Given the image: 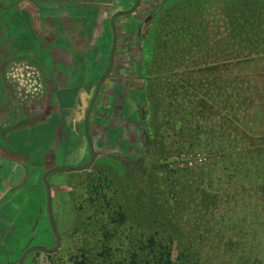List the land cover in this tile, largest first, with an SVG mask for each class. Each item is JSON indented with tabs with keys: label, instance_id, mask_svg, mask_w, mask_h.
<instances>
[{
	"label": "trees",
	"instance_id": "obj_1",
	"mask_svg": "<svg viewBox=\"0 0 264 264\" xmlns=\"http://www.w3.org/2000/svg\"><path fill=\"white\" fill-rule=\"evenodd\" d=\"M226 1L224 39L208 33L204 0L168 4L140 59L142 133L105 163L48 177L68 188L52 197L57 232L69 217L76 242L66 264H264V10ZM24 175L0 199L13 264L49 237L41 220L32 230L44 197Z\"/></svg>",
	"mask_w": 264,
	"mask_h": 264
},
{
	"label": "crops",
	"instance_id": "obj_2",
	"mask_svg": "<svg viewBox=\"0 0 264 264\" xmlns=\"http://www.w3.org/2000/svg\"><path fill=\"white\" fill-rule=\"evenodd\" d=\"M175 1L142 0L132 10L136 0H0V164L53 165L57 149L60 157H70L74 149L77 158L88 159L85 111L114 39L112 69L92 107L88 132L96 162H104L105 150L118 152V137L137 132L144 113L141 56L159 15ZM99 5L101 17H96L93 8ZM87 6L93 8L83 9ZM16 60L29 62L43 85V94L26 103L15 101L5 81ZM7 243V236L0 239V264L14 263Z\"/></svg>",
	"mask_w": 264,
	"mask_h": 264
},
{
	"label": "rangeland",
	"instance_id": "obj_3",
	"mask_svg": "<svg viewBox=\"0 0 264 264\" xmlns=\"http://www.w3.org/2000/svg\"><path fill=\"white\" fill-rule=\"evenodd\" d=\"M104 1V0H103ZM205 1V9L207 11V18L209 20V27H208V33L210 35H213L214 37H217L219 39H224L226 38V34H227V25H226V20H227V14H226V9L224 7L225 3H229L226 0H204ZM237 1V0H235ZM235 3H239V4H243V6L248 7V9H254L256 11H262L264 10V0H238ZM226 5V4H225ZM82 8V7H81ZM93 7L87 6V7H83V9L85 10H90ZM103 8V6L99 5V6H95L93 9H95V13L97 14L96 17H101V9ZM99 14H98V13ZM81 14H85L84 11ZM28 35L30 36V40H31V47L35 46V40L33 39V34L29 31ZM213 42V40H211ZM220 47V45H219ZM15 127H13L14 129ZM135 132H130V137L129 139H134V137L136 136L138 138L139 133H135ZM134 135V136H133ZM1 147H3V145L1 144ZM9 147L6 148L7 151H9ZM38 152V151H37ZM36 152V153H37ZM69 152L72 154L70 157H60V153L61 151L59 149L56 150L57 153V159L55 161L54 166L57 167H63V168H76V167H82L84 166L85 160H81L79 158H77L74 153L76 152V150L74 149H70ZM38 158V157H37ZM45 169L50 168V166H45L43 167ZM32 169H34L36 178L38 180V185L40 188H43L42 183H41V176L42 174H39V169L36 166H30V165H19V166H6V165H1L0 164V187L2 189H0L1 193H4L5 195H9L12 194V190L8 189V187H11V185H14V188H17V184L18 182H21V179L23 178V171H31ZM7 171H12L11 172V176H7ZM77 173H81V172H77ZM77 173H68V174H59L61 177H68L71 175H75ZM6 174V176H5ZM5 177L6 180H3ZM10 180V181H9ZM55 183L58 182V180H54ZM16 186V187H15ZM59 189L63 190V189H68L66 186L65 182H62L59 185ZM22 197H16L14 198V202L21 206L22 202L24 200V198L19 199ZM42 221H43V227L44 229H46V231L44 232V234H46L48 232L47 229V224H45V219L44 217H42ZM70 218L68 217V220L66 222V224H64V226H62L61 228V247L60 250L58 251V253L56 254V256H54L52 258V260L47 259L45 256L43 255H34L31 257L30 259V263L31 264H66V249L68 247H73V249L76 246V242H74L75 240H72L68 235L67 232L70 228ZM17 224V223H16ZM4 225V224H3ZM7 227V226H6ZM46 227V228H45ZM9 230V229H8ZM2 233V230L0 229V234ZM12 239L10 236H7V241L8 242H12ZM35 243L31 246H43L46 248H51L53 246V243H43V242H38L40 240H44V236L41 234H37L35 237ZM53 262V263H51Z\"/></svg>",
	"mask_w": 264,
	"mask_h": 264
},
{
	"label": "flooded vegetation",
	"instance_id": "obj_4",
	"mask_svg": "<svg viewBox=\"0 0 264 264\" xmlns=\"http://www.w3.org/2000/svg\"><path fill=\"white\" fill-rule=\"evenodd\" d=\"M141 1L142 0H140V2H139V4L141 3ZM136 3H137V0H136V2H135V5H136ZM139 4L137 5V6H135L134 5V7H133V9L132 10H134V9H136V7H138L139 6ZM114 31V30H113ZM115 33V32H114ZM113 44H115V46H116V42H115V39H114V41H113ZM113 44H112V47H113ZM112 47H111V49H112ZM111 49H110V51H111ZM114 50H115V48H114ZM109 58H110V54H109ZM113 60H114V52H113ZM108 63H109V60H108ZM15 64H23V65H25V66H27V68H28V70H30L31 72H33V74L35 75V77H36V79H37V81L39 82V84H40V91H39V93L35 96V97H33V98H23V97H21V96H19V89H20V86H18V85H15V84H13V83H11L7 78H6V74H7V72H8V70L12 67V66H14ZM112 65H113V63H112ZM107 67H108V65H107ZM111 69H112V67H111ZM106 70H107V68H106ZM106 70H105V72H106ZM105 72L103 73V75L105 74ZM110 72H111V70H110ZM109 72V73H110ZM102 75V76H103ZM109 75V74H108ZM102 76L100 77V79L102 78ZM107 78V77H106ZM105 78V79H106ZM100 79H99V81H100ZM105 79H104V81H105ZM5 81L9 84V85H11L12 87H13V89H14V94H15V101L16 102H18V103H26V102H28V101H31V100H33V99H36L37 97H39V96H41L42 94H43V85H42V82H41V80H40V77H39V75H38V73H37V71H36V69L29 63V62H27V61H24V60H16V61H13V62H11L10 64H9V66L7 67V70H6V72H5ZM98 81V82H99ZM103 81V82H104ZM103 82H102V84H103ZM98 84V83H97ZM101 84V85H102ZM97 86V85H96ZM101 87V86H100ZM95 89H96V87H95ZM99 90H100V88H99ZM95 91V90H94ZM94 93V92H93ZM99 93V92H98ZM98 95V94H97ZM93 96V95H92ZM92 98V97H91ZM97 98V97H96ZM91 100V99H90ZM95 101H96V99H95ZM95 101H94V103H95ZM89 103H90V101H89ZM89 103H88V105H89ZM94 105V104H93ZM88 107V106H87ZM93 107V106H92ZM87 109V108H86ZM92 110V109H91ZM86 112V111H85ZM90 113H91V111H90ZM85 117V116H84ZM89 117H90V114H89ZM88 120H89V118H88ZM83 124H84V121H83ZM83 132H84V130H83ZM87 132H88V124H87ZM136 134L137 133H142V131L139 129V127H138V131L137 132H135ZM134 133V134H135ZM88 136H89V132H88ZM134 136V135H133ZM84 137H85V133H84ZM121 138L125 141V142H129V143H131V142H134L135 141V139L137 138L136 136L134 137V139H129V138H131L130 137V133H128V135H126V137L124 138V137H118V139H119V142H120V144L122 143V140H121ZM89 139H90V136H89ZM85 140H86V138H85ZM90 142H91V139H90ZM86 143H87V141H86ZM91 145H92V147H93V144H92V142H91ZM87 150H88V155H89V157H88V159L85 161V163H84V165H86L87 163H88V161H89V159H90V151H89V147H88V143H87ZM93 149H94V147H93ZM94 151H95V149H94ZM119 151H120V148L118 149V152H116V153H108V151L107 150H105V159H108L109 157H112L113 155H115V154H118L119 153ZM97 155V154H96ZM104 161V163H105V160H103ZM97 162L96 161H94V163H93V165L94 164H96ZM98 163H100V162H98ZM92 165V166H93ZM30 166H33V165H30ZM34 166H36V167H41L42 168V170H43V172L41 173V174H43L44 172H46L47 170H49V169H51V168H53V167H57V166H54V164L53 165H34ZM45 166H50V168H48V169H45V168H43V167H45ZM92 168V167H91ZM89 170V169H88ZM87 171V170H86ZM24 172V171H23ZM24 175V174H23ZM52 175H56V174H51L50 176H52ZM57 175H59V174H57ZM50 176H48V177H50ZM24 177H25V175L23 176V179H24ZM48 179V178H47ZM54 180H56L57 181V179L56 178H53V181ZM48 182V181H47ZM49 183V182H48ZM18 184H19V182H18ZM18 184L16 185V186H18ZM15 186V187H16ZM43 186V185H42ZM50 186V185H49ZM14 188V185H11V187H8V189H13ZM50 188H51V186H50ZM2 189V188H1ZM57 189H59V187L57 188ZM56 188H51V204H52V197H53V195H54V192L57 190ZM1 191V190H0ZM41 194L43 195V197H44V205H45V192H44V187L43 188H41ZM7 195H5L4 193H1L0 192V199H4L5 197H6ZM40 213V215L39 216H37L36 218H35V220H37V224L34 226V224H33V227H32V230H34L35 228H36V226L38 225V223L39 222H41L42 221V217H46V220H47V215H46V207H45V209H41L40 211H39ZM52 213H53V209H52ZM35 220H34V223H35ZM41 220V221H40ZM53 220H54V218H53ZM4 224V225H3ZM45 224H47V226H48V221H46L45 222ZM54 224H55V222H54ZM7 226V227H6ZM46 226V227H47ZM56 227V226H55ZM0 229L2 230V233L0 234V239L2 238V237H4V236H7V231H8V229H9V227H8V223L6 222V221H4L3 219H0ZM57 230V229H56ZM58 233V232H57ZM46 235H48L49 237L45 240H40V241H38V242H43L44 244L45 243H53V246L51 247V248H46V249H52L53 247H54V245H55V241H54V238H53V236H52V234H51V232H50V230H49V226H48V232L46 233ZM58 235H59V237H60V247H61V234H59L58 233ZM34 243H35V240H34ZM50 243V244H51ZM30 245H33L32 244V240H29L28 241V243H27V245L24 247V249L25 248H29L30 247ZM32 247V246H31ZM60 247H59V249L57 250V252L56 253H54V254H57L58 253V251L60 250ZM23 249V250H24ZM0 250H2V248H1V246H0ZM23 252V251H22ZM36 253H39V252H33V253H30L26 258H25V261H24V264L25 263H30V259H31V257L32 256H34V255H43V256H45L46 257V255L45 254H42V253H39V254H36ZM22 254V253H21ZM54 254H52V255H54ZM21 256V255H20ZM20 258V257H19ZM19 260V259H18ZM18 260H17V262H18ZM14 261H15V259H14ZM17 262H16V264H17ZM31 264V263H30Z\"/></svg>",
	"mask_w": 264,
	"mask_h": 264
},
{
	"label": "water",
	"instance_id": "obj_5",
	"mask_svg": "<svg viewBox=\"0 0 264 264\" xmlns=\"http://www.w3.org/2000/svg\"><path fill=\"white\" fill-rule=\"evenodd\" d=\"M140 0H137V3L135 6H137L139 4ZM114 48H115V44H113V47L110 51V58H109V63H108V67L107 70L105 72V74L102 76V78L100 79V81L98 82L96 89L93 93V96L90 100V103L86 109L85 112V117H84V124H83V130L85 133V138L86 141L88 143V147H89V151H90V159L88 161V163L82 167H76V168H63V167H53L49 170H47L46 172H44L41 176V183L44 187V192H45V207H46V215H47V221H48V226H49V230L54 238L55 241V245L52 249H46L43 246H32L29 248H25L17 262V264H24L25 258L33 252H39L45 255H52L54 253L57 252V250L60 247V237L57 233L55 224H54V220H53V213H52V204H51V188L49 186V183L47 182V178L48 176H50L51 174H68V173H77V172H84L88 169H90L96 159V152L94 151L89 136H88V132H87V124H88V118H89V114L90 111L92 109V106L94 104V101L97 97V94L99 92V88L102 84V82L104 81V79L108 76L111 67H112V63H113V52H114ZM37 224V220H35L34 226Z\"/></svg>",
	"mask_w": 264,
	"mask_h": 264
},
{
	"label": "built area",
	"instance_id": "obj_6",
	"mask_svg": "<svg viewBox=\"0 0 264 264\" xmlns=\"http://www.w3.org/2000/svg\"><path fill=\"white\" fill-rule=\"evenodd\" d=\"M6 78L11 83L20 86L19 96L23 98H33L40 91V84L35 75L23 64L12 66L6 74Z\"/></svg>",
	"mask_w": 264,
	"mask_h": 264
}]
</instances>
